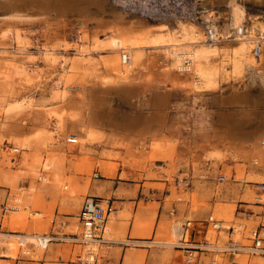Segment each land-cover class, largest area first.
I'll list each match as a JSON object with an SVG mask.
<instances>
[{
  "label": "rangeland",
  "instance_id": "rangeland-1",
  "mask_svg": "<svg viewBox=\"0 0 264 264\" xmlns=\"http://www.w3.org/2000/svg\"><path fill=\"white\" fill-rule=\"evenodd\" d=\"M30 1L0 0V264L92 262L99 246L71 238L83 198L100 196L106 181L143 180L160 192L166 205L155 237L168 246L186 220L198 224L195 241L249 244V231L264 225V165L251 148L264 131V43L255 53L253 40L235 37L230 4L195 0L218 26L210 40L204 14L183 15L190 0H105L85 13ZM116 11L122 26L112 23ZM243 11L246 37L259 36L249 17L264 18V5L246 2ZM206 46L214 52L189 65L182 57L188 68H179L176 52ZM110 230L107 223L104 238ZM43 234L61 239L41 248L21 237ZM208 253L207 263L231 262ZM233 260L264 264V255Z\"/></svg>",
  "mask_w": 264,
  "mask_h": 264
},
{
  "label": "crops",
  "instance_id": "crops-1",
  "mask_svg": "<svg viewBox=\"0 0 264 264\" xmlns=\"http://www.w3.org/2000/svg\"><path fill=\"white\" fill-rule=\"evenodd\" d=\"M262 134L264 131L253 135L251 139L254 141L257 136ZM105 183L99 194L109 197L115 210L111 213L112 218L107 220L111 228L109 238H104L105 242L96 243L100 251L94 254L93 261L89 264H186L182 263L185 257L182 249L174 245L168 246L155 237L158 221L165 213L166 205L164 199L160 198V192H155L153 187L146 186V182L143 180L137 182L106 181ZM152 223L153 225H151ZM197 229L198 224L191 233V240L202 236V234H198L199 230ZM229 236L231 238L232 234ZM178 238L179 234L177 233L175 239L178 240ZM151 241L158 243L150 245ZM206 255L211 254L208 252L198 253L195 264H217L213 259L209 263L205 262ZM80 259L78 257V260ZM20 262L18 260L17 264ZM81 263L84 264L86 261L77 264ZM29 264L54 263L37 261L29 262ZM59 264L74 263L69 260H61Z\"/></svg>",
  "mask_w": 264,
  "mask_h": 264
},
{
  "label": "built area",
  "instance_id": "built-area-1",
  "mask_svg": "<svg viewBox=\"0 0 264 264\" xmlns=\"http://www.w3.org/2000/svg\"><path fill=\"white\" fill-rule=\"evenodd\" d=\"M190 6L187 7L183 13L184 16L194 19L198 21L201 16H203L204 9L197 3L195 0H190ZM203 24L205 28V34L210 40H214L218 35V26L213 21L212 15L208 14L207 16L204 14L202 17ZM245 30V25H243ZM216 36V37H215ZM260 51V47H254V52L258 53ZM129 57L126 52H122L120 61L121 63H126ZM67 142L75 143L77 139L75 137H67ZM223 176H219V180H223ZM258 188L264 191V182L259 183ZM7 207H3V211L5 212ZM115 208L112 206L110 199L103 198L95 195H86L81 203L80 210L78 213V223L80 227V231L74 238L80 243L89 244V243H100L105 242L106 239L102 237V235L106 232V222L111 213ZM211 223V226L215 229L220 228V223L216 219H212V217L208 218V221ZM191 220H186L179 227H177L179 238L177 243H173L174 246L180 248L184 251L185 260L187 262H191L193 259H196L198 253L203 252H214V253H222L227 254L228 258L231 260L230 264H236L233 258L240 254L245 253L247 255H264V225H258L252 228L249 231L248 239L251 241L249 244H242L239 241H234L229 239L226 245H218L216 243H210L206 239H203L202 242H198L195 240H191L192 228L190 226ZM231 232L234 231V227H231ZM235 231L238 233L240 230ZM60 237L54 234H43L40 235V238L37 239V246L41 248H46L47 245L53 240H60ZM158 242L151 241L150 245H156Z\"/></svg>",
  "mask_w": 264,
  "mask_h": 264
},
{
  "label": "bare ground",
  "instance_id": "bare-ground-1",
  "mask_svg": "<svg viewBox=\"0 0 264 264\" xmlns=\"http://www.w3.org/2000/svg\"><path fill=\"white\" fill-rule=\"evenodd\" d=\"M16 1V0H15ZM32 1V0H31ZM30 1V2H31ZM85 2L87 1L86 5H82L81 3L82 2ZM222 1H225V3L228 2V4H230L231 6V9H230V13H231V24L234 26V34L236 35L235 37L240 38L242 37V39L248 41V39H251L253 40V43L254 45L258 46V47H262L263 43H264V18L263 16H260V15H255V16H250L249 17V24H250V33H256L259 34V36H250V37H246V33L244 32H247L248 31V28L246 30H244L243 28V25H242V18L244 16V11H243V4H245L246 2L247 3H251V5L255 6V7H260V6H263L264 5V0H200L201 4L205 5V7L207 5H212V4H215V3H219V2H222ZM6 2V1H5ZM35 2V1H34ZM34 2H31V3H34ZM38 2V1H37ZM103 2H105V0H46L45 1V4L49 3L47 5V7H54V8H62V7H66L67 5L68 6H74V8L76 9H79L80 12L82 13H85L86 9H87V6L89 4H92L93 6H96L98 9H103ZM2 3V2H1ZM36 3V2H35ZM223 3V2H222ZM4 4V3H3ZM8 4V3H7ZM20 4V3H19ZM30 4V3H29ZM44 4V5H45ZM5 5V4H4ZM36 5V4H35ZM41 5V3H40ZM6 6V5H5ZM14 6V5H13ZM35 7V6H34ZM15 9V8H14ZM35 9V8H34ZM52 9V8H51ZM50 10V9H49ZM63 10V8H62ZM76 13L78 14L77 10H75ZM98 11V10H97ZM104 11V10H103ZM45 12V11H44ZM204 12H206V10H204ZM48 13V12H47ZM46 13V14H47ZM100 13V12H99ZM207 13V12H206ZM50 14V12H49ZM84 15V14H83ZM124 12L122 11H116V12H113L111 13V16H112V20L113 22L112 23H116L118 26H120L121 24L124 23ZM245 17V16H244ZM111 18V17H110ZM109 18V19H110ZM86 19V17H85ZM102 19V18H101ZM101 19H97V23H101L102 20ZM104 19V18H103ZM108 20V18L106 19ZM104 20V21H106ZM83 23L86 22L84 21V19L82 20ZM91 23V22H90ZM105 23V22H103ZM122 26V25H121ZM191 28V27H190ZM193 28V27H192ZM192 35L195 37L198 35L197 33V30H194V29H191L190 30ZM112 42L114 44H119V48H121V42H118L117 40L115 39H112ZM124 51V50H123ZM214 52V49L213 47H205L199 51H196V50H193V49H190L188 51H179V52H176V60H177V64L179 66V68H188V65H189V62L192 61L194 62V60L198 57V56H207L209 53H212ZM128 55V54H127ZM182 57L183 59L186 58V61L188 62V65H181L180 61L182 60ZM121 58V56H120ZM131 60V57H129L128 61L126 63H122V64H126V66H128L129 64V61ZM180 63V64H179ZM198 73L197 75L198 76H204L206 79H209L210 78V73L207 72V71H204V70H201V69H198ZM258 73L259 74H263V70L262 69H259L258 70ZM131 75V74H130ZM126 78V77H125ZM124 79V77H123ZM196 82H199L198 80H196ZM231 99V98H230ZM240 101V100H239ZM230 103V102H229ZM243 103V102H242ZM241 103V104H242ZM162 104V103H161ZM225 105V104H224ZM94 106V105H93ZM91 109V107H90ZM92 113L93 110H89V113ZM232 112V111H231ZM90 113V114H91ZM232 116V115H231ZM88 119V118H87ZM90 119V117H89ZM222 119V118H221ZM223 120V119H222ZM88 121V120H87ZM92 118H91V121L90 123H92ZM89 123V121H88ZM240 125V124H239ZM152 130V129H151ZM111 137V140L110 141H113L115 139V135L114 134H111L109 135ZM106 137V136H105ZM251 148H252V151H253V154H254V160L256 162H260L261 165H264V134L262 135H259L257 136V139H255L253 142H252V145H251ZM251 150V149H250ZM251 152V151H250ZM174 233L177 234L178 233V230H177V227L174 228ZM14 236H17V235H14ZM18 237V236H17ZM21 237H23L25 240L26 239H29V240H33L35 239V242H36V239H39L40 236L39 235H35V236H31V235H21ZM19 238V241L21 243H25V241L21 240L20 237ZM34 241H32L33 243ZM30 243V241H29ZM35 244V243H34Z\"/></svg>",
  "mask_w": 264,
  "mask_h": 264
}]
</instances>
